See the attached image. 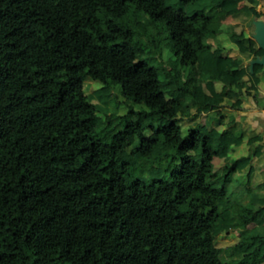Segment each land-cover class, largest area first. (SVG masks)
<instances>
[{"label":"trees","instance_id":"trees-1","mask_svg":"<svg viewBox=\"0 0 264 264\" xmlns=\"http://www.w3.org/2000/svg\"><path fill=\"white\" fill-rule=\"evenodd\" d=\"M260 1L0 0V264H264Z\"/></svg>","mask_w":264,"mask_h":264},{"label":"crops","instance_id":"crops-1","mask_svg":"<svg viewBox=\"0 0 264 264\" xmlns=\"http://www.w3.org/2000/svg\"><path fill=\"white\" fill-rule=\"evenodd\" d=\"M256 10L264 15V2L260 1ZM252 53L254 56H259L262 54V51L257 47L252 50ZM229 56L235 60L241 58V55L237 51H231ZM261 77L264 81V74ZM256 90L258 92L257 97L247 95L242 98L241 109L235 111L236 123L238 128H245L248 133L255 132L256 134H261L264 138V84L262 83ZM226 114H229V112ZM248 151L249 146L243 144L236 148L235 156H244ZM250 173L251 175L253 174L251 182H254L256 180L255 177L257 178V171H255L254 167Z\"/></svg>","mask_w":264,"mask_h":264},{"label":"rangeland","instance_id":"rangeland-1","mask_svg":"<svg viewBox=\"0 0 264 264\" xmlns=\"http://www.w3.org/2000/svg\"><path fill=\"white\" fill-rule=\"evenodd\" d=\"M262 2H264L262 0ZM264 19V17L262 18ZM156 27V35H155V39H156V46H157V50H158V54H156L157 56H152L151 54L149 55H145L143 56L144 61L156 68L159 72L160 70L162 71V68H168V67H175L177 66V63H179V59L178 57L175 55V50L174 48L171 46V42L169 39V32L168 29L165 25L164 22H159L157 25H155ZM238 30H240L241 28L238 27ZM148 49L151 52H155V48L153 44L148 45ZM147 52V50L145 51ZM96 87V86H94ZM123 99L120 98V102H122ZM121 113H126V107L124 105H121ZM204 119L201 120V122L203 123ZM133 142V138L129 137L128 138V143L132 144ZM255 179H257L255 177ZM238 238V232L237 231H230L226 234H222L217 238V246L219 248H226L234 243H236Z\"/></svg>","mask_w":264,"mask_h":264},{"label":"water","instance_id":"water-1","mask_svg":"<svg viewBox=\"0 0 264 264\" xmlns=\"http://www.w3.org/2000/svg\"><path fill=\"white\" fill-rule=\"evenodd\" d=\"M253 32L252 39L257 44L258 48L262 51V54L256 56L250 61L249 69L252 72L254 65H260L264 68V19H257L252 22Z\"/></svg>","mask_w":264,"mask_h":264}]
</instances>
